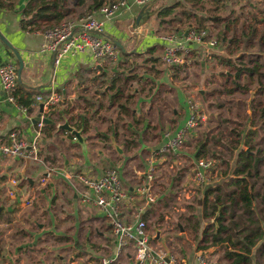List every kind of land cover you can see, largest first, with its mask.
I'll list each match as a JSON object with an SVG mask.
<instances>
[{
    "label": "crops",
    "instance_id": "obj_1",
    "mask_svg": "<svg viewBox=\"0 0 264 264\" xmlns=\"http://www.w3.org/2000/svg\"><path fill=\"white\" fill-rule=\"evenodd\" d=\"M29 1L0 0V32L19 50L24 61L19 71L20 63L17 55L0 37V63L9 59L17 62L16 90L24 94L32 92L35 96L31 106L24 109L17 103L6 101L5 93L0 86V137L7 138L11 130L17 129L19 134L29 141L37 137L39 145L38 159L27 154L8 156L0 152V204L4 203L14 208L0 213V264H100L103 256L114 257L109 264H147L137 260L134 240H129L117 254L118 239L114 234L111 219L93 200L83 199L84 193L90 192L91 189L80 175L89 173L100 176L106 169L116 166L130 189L120 211L124 221L135 222L143 218L148 221L149 226V222L153 221L156 215L159 216L157 225L163 224L162 220L172 219L164 201H169L170 195L176 193L163 196L165 191L158 190L160 182L157 181L165 178L164 174L157 177L159 170L154 180L149 182L148 178L150 166L156 164L159 169L160 163L163 162L154 155L160 145L155 146L148 142L143 144L144 147L141 149L150 147L152 154L144 165H133V160L127 155L140 146L128 147L123 144L118 134L127 136L132 132L141 133L146 130L148 135L149 133L164 134L162 141L164 143L165 134L174 133L185 122L189 113L190 96L183 92L181 107L173 106L172 112L164 110L161 106L158 110L161 123L159 126L151 127L150 124L156 123L153 120L156 121L158 118L149 111L152 102H148V107L141 106V103L133 104L131 107L128 104L129 100H125L124 103L119 102L123 97L127 99L119 80L130 78L132 66L126 62L135 53H144L143 55L150 58L159 56L163 63V53L169 43L168 35L183 29L177 24L180 20L171 13L163 16L158 11L156 14L159 19L154 31L150 27V20L137 31L135 19L138 8L123 9L121 14L107 21L101 12H97L96 17L106 21L105 30L101 35L116 44L119 50L116 61L122 62L119 66H113L110 72L105 66L96 63L91 50L66 53L57 60L55 53L48 49V39L44 33L45 28L52 25L32 31L22 26L24 8ZM201 1L160 0L165 2L163 7L174 4H177L176 7L186 6L185 3L198 4ZM92 2L93 0H85V2L72 0L68 3L65 0L64 4L69 10L64 12L60 21L95 12L96 8L90 7ZM36 4V0L32 1V7ZM205 16L203 14L201 17ZM188 24L193 26L194 23ZM188 43L193 48V53L205 54L204 42L189 41ZM219 48L220 46H213L210 49L215 51ZM220 50L224 51L223 48ZM190 61L173 66L183 67L190 64ZM154 67L159 68L161 72L158 78L159 86L164 84V87L168 88V91L163 90L162 94L166 96L167 101L174 103L171 90L175 91L177 87L173 86L176 83L172 81L171 68L158 67L153 62L151 68ZM53 90L61 94V99L52 109L55 111L50 117L55 124L53 123L54 129L49 133L50 129L45 120L34 122L33 118L40 111V101L36 100V96L38 94L45 96ZM120 92L123 97H119ZM117 103H121L123 108L124 114L121 113V116H113V113H117ZM129 109L131 114L128 112ZM111 110L114 112H110ZM49 111L44 105L42 116H49ZM65 119L83 128L82 134L86 138L88 157L83 153L82 145L76 141L72 133L58 129V123ZM99 119L103 120L102 123ZM146 121H150L149 125ZM168 125L171 126L167 127ZM113 140L121 146L122 151L113 144ZM48 171L50 176L47 183L41 184L42 176ZM190 179L196 181L194 175ZM148 183L154 184L155 190V200L149 202L146 194L139 190L140 186ZM165 187H169V184ZM188 190L185 192L186 199H190V196L195 195L196 192L195 189L191 190L193 193ZM27 199H31L33 203L26 204ZM191 203L192 201L171 203L173 209L182 211L184 215L190 208L194 210L187 216L189 222L191 218H195L189 223L191 227L183 226L182 222L178 223L180 232L182 235L185 234L182 242L189 251L188 255L182 253L181 256H177L181 264H198L197 254L200 251L207 254L209 264H235V259L239 257L235 252H245L249 256L248 260H242L238 262L239 264H264V219L260 221L252 218L257 220H253L256 223L254 226L252 220L250 222L247 220V218L251 219L250 214L244 212L242 208H237V200L234 201V207L230 206L232 202L229 200L228 216L224 219V224L228 225V228L222 232V236L228 233L230 237L223 241H214L212 232L216 226L213 223V216L205 212L211 210L210 206L205 207L204 197L203 199L199 197L193 207ZM31 205V210L27 212L26 207ZM254 210L256 211L255 207ZM21 214L24 216L20 224L11 222L13 216ZM41 219L42 221H39ZM258 225L261 226L262 232L258 231L256 234L255 229ZM18 226L20 228H17ZM189 230L195 233L192 238L189 237ZM44 233H49L52 238L50 240L55 243L44 244L47 243L43 241L45 238H39ZM198 234L202 246L199 247L197 244L193 247L194 239ZM163 240L164 236L159 242L163 243ZM186 241L190 242L186 243ZM159 242L157 239L154 240L157 246ZM208 242L212 243L207 244ZM227 251H231L232 254Z\"/></svg>",
    "mask_w": 264,
    "mask_h": 264
},
{
    "label": "rangeland",
    "instance_id": "obj_2",
    "mask_svg": "<svg viewBox=\"0 0 264 264\" xmlns=\"http://www.w3.org/2000/svg\"><path fill=\"white\" fill-rule=\"evenodd\" d=\"M66 1L71 3L72 0ZM185 5L179 7H176L177 4L173 5L171 15L182 21L177 24L185 29L189 27V22H193V27L205 28L208 34L217 40L215 46H220V48L214 51L210 49L211 47L205 46V54L192 52L185 61L191 60L190 64L179 68L167 66L164 59L162 63L159 56L150 58L143 55L144 53H135L126 62L132 66L130 78L125 77L119 80L125 90H123L124 95H127V99H125L120 92L119 97L123 98L119 99V102L124 103L125 100H129L128 104L131 107L136 103L148 107L152 102L150 105L152 108H149V111L158 118L156 121L153 120L156 123L150 124L151 127L159 126L161 123L158 113L161 106L164 110L171 112L173 106L181 107L183 92L189 94V98L197 103L199 113L203 115L199 117L197 126L186 135L182 145L177 149L178 151L165 152L159 156L163 162L160 163L157 177L164 174L165 178L157 181L160 182L158 190L165 191L163 196L170 193H176V195H170V200L164 201L172 219L162 220L163 224L157 225L159 216L156 215L154 220L149 222L148 229L152 243H154L159 230L157 241H161L164 236L166 246L161 245L160 242L158 246L173 250L175 256H181L182 253L189 254L182 242L185 234L182 235L180 232L178 223L182 222L183 226L191 227L189 223L195 218H191L190 222L187 219V216L194 212L193 208L187 210L184 215L182 211L173 209L171 203L192 201L191 207H193L199 197L203 199L206 188L216 186L220 187L219 192L225 197V206H223L227 207L225 210V217H227L229 209L227 205H229L230 198L226 196L229 195L230 190L236 187L235 169L240 160L241 150L249 151L252 165L255 158H258L257 167L254 168L253 165V175L249 176V180L253 181L256 186L255 189L253 188V206L256 211L253 207L254 211L248 222L252 218H257L260 221L264 219V117L262 115V106L264 105V0H202L198 4L185 3ZM83 8L80 9L82 12ZM127 8L133 10V8H139V5L134 0H128L123 9ZM203 14L206 16L201 17ZM158 19V14H155L149 21L153 31L157 27ZM221 48L224 51H221ZM153 62L158 67L171 68L170 75L173 78L172 81L176 83L173 86L177 87V90H171L174 103L167 101L166 96L162 94V91H168V88H165L164 84L159 86L158 78L161 72L159 68H151ZM105 63V67L111 72L113 66H119L122 62L119 60ZM253 67L254 70L251 69ZM103 98L106 99V97ZM121 103H117V113H113V116L124 114ZM128 112L131 114V109ZM102 121L99 119V122L102 123ZM146 123L149 125L150 121H146ZM118 136L128 147L140 146L139 149H134L127 155L129 159L133 160V165L139 166L144 165L152 154L150 147L141 149L144 147L142 145L152 143V145L159 144L161 146L164 140V134L149 133L148 135L146 130L141 133L132 132L127 136L118 134ZM166 137L167 134H165ZM200 150H202L200 155H197ZM124 157L126 158V156ZM201 158L210 163V166L206 168L209 169L207 177L202 183L190 179L196 175V165ZM167 184L169 187H165ZM191 188L196 190L195 195L186 199L185 192L188 189L192 190ZM215 194L213 193L211 198ZM31 207L32 205L26 207L27 212L31 210ZM232 207H234V203ZM237 208H241V206L238 205ZM23 216L22 214L13 216L11 222L20 224ZM4 220L6 221V219ZM34 220L38 223L36 219ZM253 220V225L256 226L254 221L257 220ZM193 230L195 231V229ZM193 234L195 235L192 230H189L190 238L194 236ZM44 235L39 237L45 238L43 241H47V243L44 244L55 243L50 240L52 238L49 233ZM194 240L193 247H196L197 244L199 247L202 246L201 241L199 242L200 234ZM105 258L109 257L103 256L100 264ZM207 262L209 264V260Z\"/></svg>",
    "mask_w": 264,
    "mask_h": 264
},
{
    "label": "built area",
    "instance_id": "obj_3",
    "mask_svg": "<svg viewBox=\"0 0 264 264\" xmlns=\"http://www.w3.org/2000/svg\"><path fill=\"white\" fill-rule=\"evenodd\" d=\"M149 1L151 0H134L139 6ZM127 3L128 0H106L95 9V12H88L75 18H65L52 26L46 27L44 33L48 39V49L55 53L57 60L66 53L91 50L99 66H105L107 61H116L119 55L116 44L112 40L103 37L101 33L105 30L106 21L121 14ZM97 12H101L106 21L96 17ZM168 38L169 43L163 53V59L167 66L182 64L189 58L193 49L188 43L189 41L204 42L208 48L215 46L217 43L216 39L209 37L205 28L193 26H189L180 32H171ZM17 81V62L9 59L0 63V86L5 93L4 99L19 104L13 93ZM36 98L38 101L44 100L45 107L51 110L54 104L61 99V94L53 90L45 96L38 94ZM188 103L189 113L185 122L174 133H167L165 142L154 152V155L158 158L165 152L177 150L182 145L186 135L192 128L197 126L199 117L203 116L199 113L197 103L192 98L188 99ZM19 105L27 109L26 106ZM0 152L8 156L27 154L38 159L39 145L37 137L29 141L21 136L17 129H13L7 138L0 137ZM209 166L210 163L207 160L205 161L202 158L198 160L195 175L198 182L202 183L205 180L209 170L206 168ZM157 171L156 164H152L148 172L149 182L154 180ZM49 176L50 171L42 176L41 184H46ZM80 178L91 189L90 192L84 193L83 199L85 201L93 200L102 211L107 212V216L111 219L114 234L118 239L117 254L122 251L129 240H134L137 248L136 258L139 262L144 261L147 264H181L177 256L173 254V250L152 243L147 220L143 218L135 222L123 220L120 214L121 206L125 202L130 189L123 181L117 168H108L100 176L89 173L81 174ZM153 185L148 183L139 187V190L146 194L148 202L155 200ZM25 203L31 204L32 200L27 199ZM161 245L164 244L161 242ZM113 259L114 257L105 258L102 260V264H109ZM197 262L198 264H207V256L204 252L200 251L197 254Z\"/></svg>",
    "mask_w": 264,
    "mask_h": 264
},
{
    "label": "trees",
    "instance_id": "obj_4",
    "mask_svg": "<svg viewBox=\"0 0 264 264\" xmlns=\"http://www.w3.org/2000/svg\"><path fill=\"white\" fill-rule=\"evenodd\" d=\"M32 1L30 0L27 5L24 8V15L22 18V26L27 30H36L41 29L44 26L47 25H53L55 23H58L65 11H68L69 8L64 4L65 0H36L37 4L35 7H32ZM80 2H85V0H79ZM105 0H93V2L90 4V7L97 8L99 7ZM61 7V8H60ZM173 12V6H164L159 10L160 15H167L169 13ZM251 69H255L254 67ZM119 91V90H118ZM14 95L17 98V101L19 104L30 107L31 104L35 101V96L32 92H29L28 94L19 93L18 90H14ZM37 97V96H36ZM37 100V98H36ZM55 110L49 111V116H52L51 114ZM262 115L264 117V105L262 106ZM55 124V123H54ZM54 124L52 122H47V127L50 129V132L54 129ZM200 150L197 155H200ZM239 161L235 169V173L237 175V179L235 181V185L237 188L230 190V193L228 196L230 198V201L233 205L234 201L237 200L238 205L241 206L244 212L252 215L253 213V196H254V189L256 186H254V182L249 180V176H252V167L254 165V168L257 167L258 158H255V161L253 165L251 164V156L248 150H241L239 153ZM254 188V189H253ZM220 187H214L211 186L210 188H206L205 195H204V204L205 207L210 206L211 210H205L206 214H211L213 217L215 216L217 210L219 209V206H221L220 215L218 217L219 227L218 229H214L212 232L213 240L219 241V240H226L229 236L227 233L225 236H222V232L225 231L228 228V225L224 224L225 219V197L222 196L219 192ZM213 193H216L213 198H211V195ZM256 196V194H255ZM264 196V195H263ZM224 205V206H223ZM249 220V218H247ZM234 223V222H233ZM232 223V224H233ZM237 223V222H236ZM258 231L262 232L261 226L258 225L255 229V232L257 234ZM248 237V236H246ZM247 249H249L247 247ZM248 251V250H245ZM227 253L232 254L231 251H227ZM234 253V252H233ZM237 254V257L235 259V264H239L238 262H241L242 260H248L249 256L245 252H235ZM234 264V263H233Z\"/></svg>",
    "mask_w": 264,
    "mask_h": 264
},
{
    "label": "water",
    "instance_id": "obj_5",
    "mask_svg": "<svg viewBox=\"0 0 264 264\" xmlns=\"http://www.w3.org/2000/svg\"><path fill=\"white\" fill-rule=\"evenodd\" d=\"M165 2H160V0H151L138 8V12L136 14V19H135V25L137 28V31L140 30L141 26L145 23H147L151 17L156 14ZM0 37L1 39L10 47L14 50L15 54L18 57L20 66H19V71H21L23 67V58L19 52V50L0 32ZM44 105L45 101L42 100L39 102V113L33 118V121H41L42 119L45 120L46 122H53V119L50 116H42V112L44 111ZM58 129L66 130L70 133H72L75 136L76 141H78L82 145V150L83 153L88 157V148H87V142L85 136L82 134L83 128L82 127H77L75 124L71 123L69 119H65L63 122L58 123ZM113 144L118 148L119 151H122L121 146L113 140ZM13 206L6 205V204H0V213L2 211L6 210H13ZM221 211V206H219V209L217 210L215 216L213 217V223H215L216 229L219 227V222H218V217L220 215ZM156 239H159V230L157 231V235L155 236ZM164 245L165 241L163 240Z\"/></svg>",
    "mask_w": 264,
    "mask_h": 264
}]
</instances>
